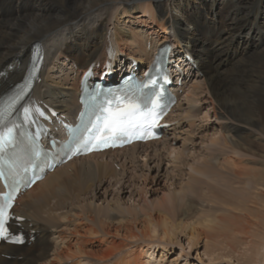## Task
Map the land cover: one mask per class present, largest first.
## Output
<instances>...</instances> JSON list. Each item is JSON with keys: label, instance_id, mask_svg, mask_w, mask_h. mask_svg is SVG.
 I'll use <instances>...</instances> for the list:
<instances>
[{"label": "bare ground", "instance_id": "obj_1", "mask_svg": "<svg viewBox=\"0 0 264 264\" xmlns=\"http://www.w3.org/2000/svg\"><path fill=\"white\" fill-rule=\"evenodd\" d=\"M172 6L187 14L185 25L171 13ZM35 42L44 53L33 96L73 119L80 107V72L94 63L95 73H101L109 43L120 62L131 58L150 64L157 47L170 43L181 52L177 60L186 65L184 73L198 64L181 87L188 104L178 121L194 126L193 110L204 102L220 135L197 150L202 160L182 187L190 188L192 179L216 203L223 189L239 194L235 199L224 195L233 203H253L260 220L258 244L264 245V0H0V95L21 80ZM125 68L117 63L113 72L119 75ZM181 106L173 107L166 120L170 126L159 139L74 158L18 197L14 210L24 220L11 227L38 245L1 244L0 264H154V251L144 261V246H173L181 227L171 224L162 232L167 225L162 216L175 219L190 211L178 204L182 190L176 187L161 208L144 197L160 187L163 173L157 166L164 160L182 179L183 152L174 151L168 138L178 127L173 119ZM212 123L207 129L215 127ZM113 187L117 195L111 194ZM125 192L129 195L121 197ZM187 228L190 239L207 235ZM50 235L59 241L51 251Z\"/></svg>", "mask_w": 264, "mask_h": 264}, {"label": "rangeland", "instance_id": "obj_2", "mask_svg": "<svg viewBox=\"0 0 264 264\" xmlns=\"http://www.w3.org/2000/svg\"><path fill=\"white\" fill-rule=\"evenodd\" d=\"M189 1L195 4L198 3V0ZM171 13L180 18L182 23L185 25L184 22L187 16L186 13L176 7L172 8ZM207 19L212 20L210 16ZM186 29L192 31V25L188 24L186 26ZM77 41L80 42V40ZM176 54L179 55L181 54V52H177ZM190 54L194 60V56L191 52ZM70 60L72 59H69L67 62L70 63ZM130 60L131 58L126 62L128 63V61ZM118 63L121 64L123 62L118 61ZM62 64L60 65L63 67L60 66L59 68L64 69L65 66L64 64ZM55 73L58 74L59 71ZM202 75L203 74L199 75V77H201ZM188 96H190V94H188ZM179 102L182 106L180 107V109L176 110L173 119V122H178V125L176 124L178 127H176L174 134H168V138H170V141L172 140V142H170L169 144L171 145V148L175 147L174 151H177L179 153L183 152V154L181 155L182 159L184 160L182 179L180 175H178L179 170L173 171V165L169 164L167 160H164L165 162L162 164H158L157 167L160 168L159 172L163 173L162 179L164 180V178H167V180L164 181V183L163 180L162 182H159L160 187L155 186L156 188L154 187V190H152L153 192L151 191L150 193L148 192V194H144V197L147 199L151 207L155 205L161 208V206H159V203L161 201L162 204L166 203L167 201L163 202V198H166L168 200L167 192H172L173 188L176 187V189H180V191L182 190L180 202H178V204H180L184 208L190 207V211L187 215H180L175 219L168 217L167 214L162 216V221L167 222L166 226L162 224V232L167 226H170L171 224L178 225L177 223H179V225H181V227L177 229L179 235L178 237H175V244L173 246H170L168 244L164 245L163 243L161 245L155 243V245L153 244L154 246L152 244H149L148 246L145 245L144 248L142 247V250H147L146 256L144 255L143 257L144 261L147 259L148 255L151 252L153 254L154 251L153 256H151L152 258L150 259V261H152L154 264H264V257L260 255L261 253L264 254V245L262 247H259L258 244L260 228L257 226L260 225V220L258 214L256 213L257 211H255L256 206L253 203H251L250 201L240 202L239 200L238 202L235 200L236 203H233L232 199L229 196L224 197V195H231L235 199V195L237 194L239 198V194H235L229 189H223V191L221 192V196L223 197V199L221 197V199H218L216 203L210 193L203 191L200 188V185L196 183L195 180L192 181V179H190V188L186 189L182 187L184 186L185 181L189 180L187 173L190 174L193 171L192 168L196 166L200 160H202L203 153L198 152L197 150L201 149V146L203 148V146L207 145L208 140L214 137L217 138L220 134L216 133L215 128L217 127L214 125L215 119L211 116L212 113L210 112V109H205L206 103H199L196 106L197 110H193V113L195 112L194 114H196V118H194L196 122L194 126H191L187 121H185L187 119L183 120L184 122L182 123L179 122L180 118L184 116L188 104L186 103L188 102V97L186 98L184 91L180 95ZM210 120L211 123L213 122L212 124L215 127L211 126V129H207ZM201 123L203 124L201 125ZM206 135L210 136L207 140L204 139V136ZM177 136H179V138H177ZM182 137L183 139H185L183 140ZM189 138L191 139V142H187ZM153 147L155 148V145ZM169 152L171 156L174 154V152L171 150L167 151V153ZM185 154L187 155V160H185ZM157 167H155V169ZM154 172L155 171H153L152 174H154ZM169 174L171 176V179L169 178ZM179 183L181 184V186H179ZM178 187H182V189ZM113 188L114 190L111 191V194L114 193V195H117L116 187ZM224 191L226 192L223 194ZM128 195L129 192H125L120 196H124V198H126ZM110 197L111 195H109V198ZM128 203L133 204L132 201H129ZM243 208L245 209V211H247V213H245ZM124 209L125 208L123 207V210ZM117 218L118 215L114 220H116ZM189 225H192V228L195 229L196 233L201 231L207 233L206 237L201 234L200 236L194 238L197 239L195 245L194 239H190L191 232H189V229L187 228V226ZM60 228L61 227L57 229ZM53 230L55 231V229ZM53 230L52 233L54 232ZM183 231H186L187 235H185ZM56 235L57 234H55V236ZM156 235L163 236V233L162 235L161 233H156ZM32 241L33 240L31 239L30 242L33 243L34 247L38 245V243ZM58 242V239H55L50 235L48 237L49 250L51 251L55 247V243ZM25 245L27 247H30L29 242H27V244L25 243ZM27 247L22 249L27 250ZM12 250L14 251V249ZM0 255L5 256L1 254V251ZM1 264H3V262H1Z\"/></svg>", "mask_w": 264, "mask_h": 264}, {"label": "snow or ice", "instance_id": "obj_3", "mask_svg": "<svg viewBox=\"0 0 264 264\" xmlns=\"http://www.w3.org/2000/svg\"><path fill=\"white\" fill-rule=\"evenodd\" d=\"M146 75H148L146 73ZM135 91L132 95H114L105 100L104 105H90L93 108L95 120H89L91 127H86L87 136L79 137L75 143L82 145L88 151L101 150L104 147H111L117 141L131 142L132 139L154 138L150 135L151 129L156 126L159 117L157 109L161 107L159 94L156 98H140L138 93L147 87L146 83L133 86ZM24 88H21L15 97L6 101L0 107V152L15 142L18 129L21 125L11 121L12 109L15 104L23 98ZM150 105V106H149ZM43 113L30 110L27 107L22 109L23 121L31 124L35 116H42ZM15 189L0 194V239H10L8 221L12 219L10 209L13 207ZM17 220L22 217H17ZM14 242H20L17 237Z\"/></svg>", "mask_w": 264, "mask_h": 264}]
</instances>
